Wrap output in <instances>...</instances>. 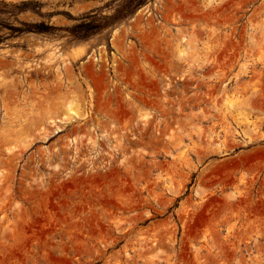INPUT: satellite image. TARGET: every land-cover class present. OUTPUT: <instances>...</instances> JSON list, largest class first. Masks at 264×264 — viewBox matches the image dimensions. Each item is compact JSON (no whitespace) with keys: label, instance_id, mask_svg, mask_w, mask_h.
I'll use <instances>...</instances> for the list:
<instances>
[{"label":"rangeland","instance_id":"374dc122","mask_svg":"<svg viewBox=\"0 0 264 264\" xmlns=\"http://www.w3.org/2000/svg\"><path fill=\"white\" fill-rule=\"evenodd\" d=\"M137 2L0 0V264H264V0Z\"/></svg>","mask_w":264,"mask_h":264},{"label":"trees","instance_id":"16d2710c","mask_svg":"<svg viewBox=\"0 0 264 264\" xmlns=\"http://www.w3.org/2000/svg\"><path fill=\"white\" fill-rule=\"evenodd\" d=\"M144 1L145 0H138V2H137V4L135 5V7H133L132 9H129L128 11H126V13L125 14H123V15H119V13H121V11H119L118 12V15L116 16L117 17V19L118 18H122V17H124V16H126L127 14H130V13H132L137 7H139V6H141L143 3H144ZM38 28V30H39V27H37ZM84 28H86V31H85V34H87L88 32H90V30L92 31V30H99L101 27H91V26H84Z\"/></svg>","mask_w":264,"mask_h":264}]
</instances>
